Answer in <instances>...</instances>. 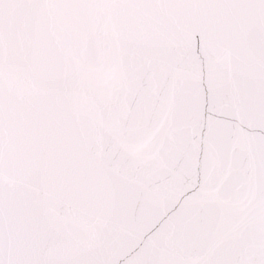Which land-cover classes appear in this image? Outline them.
<instances>
[{
    "label": "snow or ice",
    "instance_id": "1",
    "mask_svg": "<svg viewBox=\"0 0 264 264\" xmlns=\"http://www.w3.org/2000/svg\"><path fill=\"white\" fill-rule=\"evenodd\" d=\"M0 264H264V0H0Z\"/></svg>",
    "mask_w": 264,
    "mask_h": 264
}]
</instances>
